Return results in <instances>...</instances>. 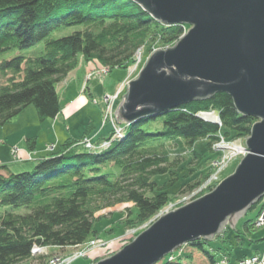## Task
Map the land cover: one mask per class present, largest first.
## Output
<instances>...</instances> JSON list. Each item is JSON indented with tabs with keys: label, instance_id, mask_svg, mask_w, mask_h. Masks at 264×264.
I'll return each instance as SVG.
<instances>
[{
	"label": "trees",
	"instance_id": "16d2710c",
	"mask_svg": "<svg viewBox=\"0 0 264 264\" xmlns=\"http://www.w3.org/2000/svg\"><path fill=\"white\" fill-rule=\"evenodd\" d=\"M67 28L75 30L50 37ZM187 29L160 24L131 0H0V128L30 106L39 122L56 119L62 113L57 87L80 65L92 72L128 70L140 49L169 47ZM40 42L43 50L37 55L4 58L11 50ZM124 92L125 87L119 90L115 106ZM207 114L216 115L220 126L204 118ZM107 122L110 131L92 142L95 150L79 146L91 135L89 125L83 137L67 139L59 150L34 160L31 169L13 172L0 165V264H50L73 256L90 240L103 245L94 230L96 214L116 205L124 206L118 221L124 229L150 225L175 198L206 181L211 168L204 167L218 156L212 146L220 138L247 139L256 119L242 116L230 96L217 93L130 125L117 124L119 135ZM24 142L27 157H32L36 139ZM200 142L202 150L196 149ZM178 145L187 153L171 157L169 148ZM263 208L264 198L249 210H257L254 219L244 221L242 230L235 226L234 244L227 227L214 240L201 238L185 248L203 255L207 264H218L223 252L229 255L242 244L258 242L252 237ZM132 239L120 238L126 242L121 249ZM35 247L44 252L34 255ZM178 251L156 264H193L190 253Z\"/></svg>",
	"mask_w": 264,
	"mask_h": 264
},
{
	"label": "water",
	"instance_id": "95a60500",
	"mask_svg": "<svg viewBox=\"0 0 264 264\" xmlns=\"http://www.w3.org/2000/svg\"><path fill=\"white\" fill-rule=\"evenodd\" d=\"M131 1L164 26L189 29L173 47L152 53L127 83L116 123L130 125L217 93L256 122L233 173L96 264H156L183 245L234 229L264 198V0Z\"/></svg>",
	"mask_w": 264,
	"mask_h": 264
},
{
	"label": "rangeland",
	"instance_id": "374dc122",
	"mask_svg": "<svg viewBox=\"0 0 264 264\" xmlns=\"http://www.w3.org/2000/svg\"><path fill=\"white\" fill-rule=\"evenodd\" d=\"M73 30H75V28H67L62 31H56L53 32L50 35V37L53 39L59 38L72 33ZM175 43L169 47H173ZM169 47L162 48L156 44L155 48L151 49V52L148 51L147 49L145 50L140 49L135 55V63L132 66H130L128 70H113L111 72L107 71V75L100 74L96 71L92 72L93 70H91L89 67L87 68L85 64L80 65V67H78L76 71H78L79 69H81V71L79 72L78 75H76L75 79L71 77L68 79V82H66V87L69 89L64 88V81L66 79L59 84L61 85L63 83V85L57 87V91L60 92L59 98H60V105L62 108V113L60 114L59 119H49L44 122H39L34 108L30 106L26 108L17 118L12 120L9 124H6L2 128H0V163H2L3 161H8V163H12V162L18 163L19 165L17 166H10V169L13 172L23 171L29 167H30L29 169H31L34 161L32 157L24 158L22 156V151L26 149L24 141L27 138L36 139L37 151L39 152L46 151L48 153H52L59 150L61 145L66 141V139L72 138L74 140H78L81 137H83L84 132L89 125H92L93 129H95L93 130L94 134L92 136L94 135L96 136L97 133L104 128V125L105 128L106 126L107 127L110 126L109 122H107L108 118H105L106 105L104 102V98L110 96L108 94L112 93L117 88L118 84L122 82V80L125 77H126V81L123 85L121 84L120 89H123L130 80L135 79L138 76L140 69L144 66L146 60L152 53L158 50L167 49ZM42 50H43V42H40L35 46L26 50H21V51L11 50L4 55V58L9 59L16 55L34 56L39 54ZM86 68L88 69L87 76L85 75ZM76 71H73L72 74H74V72ZM69 84L71 85L69 86ZM62 88H64V90H62ZM70 105L74 106V108L68 113L65 112L64 109L68 108V106ZM64 119L66 120L65 124L63 123ZM114 124L115 126H117L118 123H116L115 121ZM245 140L238 141L236 145L237 146L244 145ZM14 143H16V146L10 147V145ZM80 145L87 150L88 149L95 150V147L97 146V145H92L91 140L85 138H83V140L80 141L79 146ZM88 145H90V147H88ZM202 148H203V143L200 142L196 144V149L202 150ZM169 149L170 150L172 149L171 157H174L175 154L177 153L179 154L187 153L186 151H184V148L181 145H178L177 147L171 146V148ZM187 157L188 156H186V159L188 160L189 158ZM41 159L42 158H40V160ZM38 160L39 159L35 161L37 162ZM239 161L240 159L237 158L229 162L225 169L223 168L218 175L216 174L214 175V180L218 179L221 182L219 178H225L226 176L233 173ZM207 164L204 168L209 167L211 161H209ZM192 169L195 170L197 168H192ZM184 175H186V173ZM206 193L207 192L203 193V195ZM189 202L190 201L185 200L184 197L183 198L177 197L173 202H171L166 208H164L159 213V216H162V214L181 208L182 206L188 204ZM123 207H124L123 205H116L111 208L102 209L96 214V218H98V221H96L94 224V230L98 232L99 240L103 243V245H93L91 243H93L94 241L90 240L88 242V246H86L85 248L83 246H80L78 247L79 249H76L75 252L77 253L81 252L79 255L80 256L79 258L81 259L78 260L76 263H75L76 260H74V258L71 257L70 259L58 258L59 260H57L55 264H74V263L96 264L99 261V259L97 258L104 259L103 256L105 254L112 253L111 255L109 254L110 256H112L113 254L121 250V247L126 242H120L119 240L120 238L121 239L134 238L142 231L147 229V227L150 226V225H145L136 229H124L122 226L118 225V221L123 215L122 213ZM256 213L257 210H252L249 211L246 214V216L242 217L240 221H238L237 223L238 229L242 230L243 222L246 220L254 219ZM159 216H157L154 220H152V222H154ZM152 222L150 224H152ZM229 229H231V232L228 235L229 236L228 239L231 240L230 242H236V238H234V236H236V233L232 228L229 227ZM262 231H264V224H262L261 227L257 228V230L253 234V237H256ZM185 246L186 245L179 247L174 252L176 253V251L179 250L178 252L183 253V251L185 250L186 251L185 254L188 255L190 253V250L189 248H185ZM97 247H99L100 249H96ZM238 247H243V244ZM238 247L236 248V250H238ZM91 248L96 249V251L92 253L93 255L88 256V254L85 252L87 249L89 250ZM244 248L247 249L248 245H245ZM249 250L251 251V248H249ZM190 254L191 256H193L192 259L193 264H207V259L202 257L203 255H201L197 251H195L194 253L192 252ZM169 255L171 256L172 253ZM221 259L222 261L219 262L218 264L227 263V260L225 258H221ZM260 259L264 260V258H260ZM241 261H239L238 264H242ZM38 263L39 260L38 261L33 260L30 264H38Z\"/></svg>",
	"mask_w": 264,
	"mask_h": 264
},
{
	"label": "built area",
	"instance_id": "2783aa9c",
	"mask_svg": "<svg viewBox=\"0 0 264 264\" xmlns=\"http://www.w3.org/2000/svg\"><path fill=\"white\" fill-rule=\"evenodd\" d=\"M98 73L103 74V75H107V70L103 69V70L98 71ZM118 95H119V92L116 93L113 96H107V97L104 98V102H105V105H106L105 118H108V120L113 125L114 130H115V134L119 135L121 129L116 127L115 124H114L115 123L114 108H115V101L117 100ZM204 118L210 119V120L216 122L220 126L219 119L216 117V115L207 114V115H204ZM236 144H237V142L225 141L224 139L220 138V140L217 141L212 146L214 152H216V153L219 152L220 153V154L217 153L218 157L216 159H214L211 162V164H210V168H211L212 172L208 176L206 181L197 190H195L191 194H189V195L184 197L185 200L191 202V201L195 200L201 193L203 195V193H205V192L208 193L210 189L215 188L220 181L218 179L214 180V175L215 174L218 175L222 171V169L223 168L225 169L227 167L228 163L231 162L232 160L237 159V158L241 159L247 154L245 145L237 146ZM104 145H105V143H104ZM88 147H90V145H88ZM219 179L221 180L222 178H219ZM262 224H264V208H263L262 212L260 213V215L258 217V220L256 222V227L259 228V227H261ZM91 244H93V245H101V244L94 243V242L91 243ZM89 250H92V248L89 249ZM89 250L87 249L85 253H87ZM34 252H36V253H34ZM43 252H44L43 249H39V248H36V247L33 249V254H40V253H43ZM80 253L75 252L73 254V256H71V257H73L74 260H76V259H78L80 257L79 256ZM71 257H67L66 259H70ZM57 260H59V259L55 258L54 260L50 261V264H55ZM241 262H242V264H256V263L264 264V260L260 259L257 256L253 257V258L243 259Z\"/></svg>",
	"mask_w": 264,
	"mask_h": 264
},
{
	"label": "crops",
	"instance_id": "0c3cea01",
	"mask_svg": "<svg viewBox=\"0 0 264 264\" xmlns=\"http://www.w3.org/2000/svg\"><path fill=\"white\" fill-rule=\"evenodd\" d=\"M87 68L89 67L88 65L86 66ZM86 68V71H85V75L87 76V71H88V69ZM77 70V69H76ZM75 70V71H76ZM81 71V69H79L78 71H76V72H74V74H72V73H70V75H68L69 77H67L66 78V80L64 81V88H66V89H69V88H67L66 87V82H68V79L69 78H71V77H73L74 79H75V77H76V75H78L79 74V72ZM125 81H126V77L122 80V82H120L119 84H118V86H117V88L112 92V93H109L110 95H112V94H115L116 92H118L119 90H121L120 89V87H121V84L123 85L124 83H125ZM61 85H63V83L61 84ZM61 85H59L58 87H60ZM71 84H69V86H70ZM64 88H62V90H64ZM60 92H58V94H59ZM108 94V95H109ZM124 94V93H123ZM73 105V104H72ZM74 108V106H68V108H66V109H64V111L65 112H69V111H71L72 109ZM60 118V115L56 118V119H59ZM63 123L65 124L66 123V120L64 119L63 120ZM106 129H108V130H106ZM93 130H95V129H93V127H92V131L90 132L91 133V135H90V137L89 138H87V139H89V140H91V142H96V140L98 139V137L101 135H107L108 133H109V131H110V126H106V128H105V125H104V128L103 129H101L100 130V132H98L97 133V135L95 136H92L93 134H94V132H93ZM104 132V133H103ZM92 137V138H91ZM69 139V138H68ZM67 140V139H66ZM99 142V141H98ZM98 142H96V143H98ZM11 146H16V143H14V144H12V145H10V147ZM37 146V145H36ZM55 150H57V149H55ZM11 153V152H10ZM27 153H28V151L25 149L24 151H22V156L25 158V157H27ZM34 153L35 154H30L31 156H32V158H33V160H37V159H40V158H42V157H44V156H46L47 154H49L48 152H39V151H37V149L34 151ZM8 165L9 167L10 166H17V165H19L18 163H15V162H12V163H8V161H3L2 163H0V165ZM22 164V163H21ZM24 164V163H23ZM21 166V165H20ZM22 168H24V167H22ZM27 169V168H26ZM254 240H257L258 242L257 243H251V242H249L248 243V248L246 249V248H244V246L245 245H247V244H244L243 245V247L241 248V250H238V251H233V252H231L229 255L228 254H224V252H223V254L222 255H220L219 257H218V261L221 259V258H223V256H225L226 258H227V263L226 264H238V262H239V260L241 259V258H244V256H249V255H255V256H259V257H261V258H264V231H262L260 234H258L256 237H252ZM233 244L235 243V242H232ZM249 248H251V251L249 250Z\"/></svg>",
	"mask_w": 264,
	"mask_h": 264
},
{
	"label": "bare ground",
	"instance_id": "6f19581e",
	"mask_svg": "<svg viewBox=\"0 0 264 264\" xmlns=\"http://www.w3.org/2000/svg\"><path fill=\"white\" fill-rule=\"evenodd\" d=\"M216 153V152H215ZM218 154H220L219 152H217ZM222 155V154H221ZM218 156H216L214 159H216ZM214 159H211V162L214 160ZM227 177V176H226ZM224 178H222L221 180H223ZM214 189V188H213ZM213 189H210L209 190V192H211ZM208 192V193H209ZM201 196H203L202 194H200L198 197H201ZM96 249H100L99 247H97ZM96 249H92V250H89L88 252H87V254H88V256H91V255H93L92 253L94 252V251H96ZM100 256H103V255H100ZM90 258V257H89ZM91 259V258H90Z\"/></svg>",
	"mask_w": 264,
	"mask_h": 264
}]
</instances>
